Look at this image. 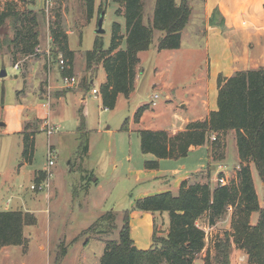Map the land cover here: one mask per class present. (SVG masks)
<instances>
[{
    "label": "rangeland",
    "instance_id": "rangeland-1",
    "mask_svg": "<svg viewBox=\"0 0 264 264\" xmlns=\"http://www.w3.org/2000/svg\"><path fill=\"white\" fill-rule=\"evenodd\" d=\"M145 1L146 19H149L153 16L156 0ZM189 3L193 8L192 18L185 28L187 35L182 46L173 55L175 63L171 71L161 69L169 54L167 50L158 51L157 40L162 32L156 31L151 47L139 52L136 91L129 98L120 95L116 106L106 109L101 91L91 93L92 87L100 88L106 82V68L101 64L95 71L88 70L86 53L93 48L98 35L102 36L105 49L110 47L114 23H125V17L118 12L119 3L115 0H97L93 15L89 18L85 0H0L1 18L12 9L15 13L19 12L17 15L11 12L0 23V73L4 68L8 72L6 76H0V124H4L0 125V208L11 196L13 200L23 199L17 207L34 210L37 216L30 212L36 221L24 226L25 244L17 248L11 245L4 248L6 254L0 255V264H102L105 240L120 238L125 211L132 209L130 205L135 203L140 190L153 187L151 184L154 183H139L130 172L140 165L143 154L137 131L150 123L153 116L149 115L139 126L135 113L140 107L159 111L172 106L180 111L181 103L189 98L186 89L193 82L195 85L197 76H203L202 73L207 70L205 41L198 43V47H192L188 42L194 35L199 40L203 39L207 0H189ZM35 14L37 21L32 18ZM101 17L104 32L98 34ZM16 28L20 30L18 33ZM54 29L62 36H68V48L74 54L72 75L77 76L79 81L75 87H64L61 80L67 70L60 69L58 55L63 51L53 35ZM34 31L38 33L37 38ZM59 39L62 41L63 37ZM89 80L92 82L90 88H84L82 82ZM156 93L160 94V98L157 105H153L152 97ZM165 93L169 99L165 98ZM82 106L87 125V150L83 147V133L78 130ZM172 115L169 112L160 118L165 122ZM180 115L197 118L200 113L189 110L180 112ZM46 118L59 126L50 135L43 127ZM126 119L133 122L135 132L122 129ZM170 125L165 122L159 126ZM26 131L35 132L31 161L25 157ZM212 134L221 142L214 149L215 160L230 149L227 164L220 167L223 173L217 175L213 184L220 183L221 174L226 184H238L241 165H236L234 139L237 133ZM208 142L213 145L214 140L209 137ZM49 146L55 152L52 166L48 161ZM129 155H132V160H128ZM250 166L260 206L264 207V182L255 163L250 162ZM199 173L207 180L209 171ZM35 184L40 186L33 189L32 185ZM154 190L151 193L157 192ZM172 190L176 192L178 189ZM9 204L10 207L14 205ZM111 210L115 215L114 228L112 222H105L102 233H85L104 213ZM147 212H141L134 218L131 216L130 219V225H134L132 238L141 249L152 246L154 224H157L161 236H166L170 227L169 213L165 221V217ZM234 212L233 207L225 221L205 229L207 244L194 264H206L209 254L211 261L215 262L216 245L226 237V233L232 236L230 256L236 247L240 248L234 242ZM259 215L257 211L252 212L251 225L258 223ZM211 249H214L212 253ZM242 251L246 254V261L233 258L231 264H252L246 250Z\"/></svg>",
    "mask_w": 264,
    "mask_h": 264
},
{
    "label": "trees",
    "instance_id": "trees-1",
    "mask_svg": "<svg viewBox=\"0 0 264 264\" xmlns=\"http://www.w3.org/2000/svg\"><path fill=\"white\" fill-rule=\"evenodd\" d=\"M115 1L120 5L118 12L123 13L126 19L125 28L115 22L110 47L105 49L102 36L98 35L93 48L86 53L88 70L95 71L101 64L106 68L107 80L100 86L106 109L116 106L119 95L129 98L134 91L140 62L139 52L151 47L155 32L160 31L163 34L158 42L159 50L178 49L182 43V33L191 21L193 13L189 0H156L153 16L146 19L145 0ZM85 2L88 16L91 18L96 0ZM103 4L100 7L101 13ZM11 12L13 15L19 14L15 13L14 9ZM11 12L4 13L2 18L0 17V23H3ZM214 13L219 16V8H215ZM215 15L212 23L219 22V17ZM32 18L37 21L36 14ZM19 31L17 29L16 33ZM53 35L70 66L65 73L72 74L74 54L68 48V36H62L56 29L53 30ZM34 36L38 37L35 31ZM60 37H63L62 41ZM124 39L126 47L122 48ZM33 48L34 46L32 50ZM91 83L89 80L82 82V85L89 89ZM146 108L140 107L135 113L137 122ZM79 112L81 122L78 130L83 133V147L87 150V125L83 106ZM128 121L126 119L122 129L128 128ZM232 129L237 133L242 160L238 172L239 183L215 185L211 180L210 171L204 181L200 173H195L191 179L182 181L176 192L165 190L137 198L133 209L154 214L169 213L168 234L159 235L157 224H154L152 246L148 249L138 248L131 236L132 209H127L120 238L105 240L102 264H194L207 244L206 230L198 224V220L206 217L208 224L214 226L227 219L229 207L235 208L234 242L246 250L250 263L264 264V207L260 206L250 166V162L255 163L264 182V67L239 70L231 76L221 74L218 78L217 109L212 110L207 118L192 121L184 130L176 133L167 130H141V149L143 153H152L158 159H179L187 156L192 147L205 144L212 133L221 134ZM25 137V157L31 161L35 132L26 131ZM220 143L219 138L214 140V149L218 148ZM145 167L158 168L159 160H147ZM254 211L259 212V220L256 225H251L250 216ZM114 217L112 210L104 213L85 233H102L105 222H112L114 228ZM34 221L36 219L28 211L0 209V247L25 244L24 226L34 224ZM231 237V234L226 233V237L216 245L215 262L211 261L209 254L206 264H231Z\"/></svg>",
    "mask_w": 264,
    "mask_h": 264
},
{
    "label": "crops",
    "instance_id": "crops-1",
    "mask_svg": "<svg viewBox=\"0 0 264 264\" xmlns=\"http://www.w3.org/2000/svg\"><path fill=\"white\" fill-rule=\"evenodd\" d=\"M215 8H219L220 10L219 22L216 21V23H212L210 20L213 17ZM121 15L124 16L123 13H121ZM206 21L207 22L205 26V34L203 36V39L199 40V37L194 35V38L187 37V39L189 38V41L188 40L187 41L191 44L192 47L194 46L198 47L197 45L198 43L205 41L207 56H208L207 70L202 73L203 76H199V77L197 76V78L195 79V81L197 80L196 81L197 83L195 85L193 82L191 83L192 85L186 89L187 93H189L188 94L189 98L185 99L186 102L181 103L180 111H178L174 107L172 108V106L169 107L167 106L165 110L163 108L160 109L159 111L149 110L148 108H146L142 114L141 119L138 122V125L141 126L143 121H145L147 117H150L149 115L151 114L153 115L151 116L152 120L143 128L142 127L139 128V130L137 131L138 136H140V131L143 129L167 130L176 133L177 131L184 130L187 127V125L192 121L202 120L204 118H207L212 110L217 109L218 78L221 74L224 76H231L236 71L239 70L258 68L261 66L264 67V0H207ZM120 24L122 25V27L125 28L126 19H125V23H120ZM186 31H187L186 29L183 31L182 42L187 35ZM191 36L193 37V35ZM159 39L157 40L158 42ZM125 43L126 40L124 39L123 44L121 45L122 48L126 47ZM178 49L167 50V55L168 54L169 55L165 59L166 63L163 67H161V69L164 68L165 71L168 72L171 71L175 63V58L173 57V55L175 52H177ZM158 51L160 52L159 49ZM140 53H139V57H140ZM137 76H139L138 73ZM136 81L138 82V79ZM163 81L166 82V80ZM165 85L167 84L165 83ZM204 89L206 90V93L204 92ZM133 93L134 91L131 93V95ZM207 93L208 96H206ZM165 98L169 99V95L167 93H165ZM189 110L195 113L197 112L200 113V116L197 118H191V117H183L180 115V112L189 111ZM169 112H172L173 115L171 117L166 118L165 122L171 124L170 127L159 126L161 124H165V122H163L160 116ZM0 125H4V124H0ZM127 129L131 133L135 132L133 129V122L131 120L128 121ZM226 133L228 134L234 133L236 135V130L233 129L228 130ZM234 143L236 144V160H237L236 165L240 166L242 160L239 154L237 135L234 139ZM140 146H141V136H140ZM213 152H214L213 145L207 141L203 145L192 147L187 156L179 159H169V158L158 159L152 153L141 154L140 165L137 168L131 169L130 172L134 174V176L137 178V181H139V183L140 182L144 183L145 181H153L154 183L151 184L153 187H148V188L144 187L142 190H140L137 197L140 198L142 196H146L150 194L153 189H155L154 191L157 192L172 190L173 188L178 189L182 181L186 179H191L193 177V174L203 172L206 170L210 171L211 180L212 181H214V179L216 180V178H218L217 175L222 172L220 170V167H223L224 164H227L229 160L230 149L227 150V152L225 153L223 152L224 153V154L222 153L223 156H221L216 160L214 159ZM132 159H133L132 155H129L128 160H132ZM147 160H159V167L155 169L146 168L145 161ZM149 175L152 176H150L149 178ZM220 176L223 177L222 174ZM202 180L204 181V179ZM22 200L23 199L13 200L12 197L9 196L3 202L5 205L0 209L24 210L26 207L23 209L17 207L20 206L19 204L22 203ZM9 203L14 204L13 205L14 207L13 206L10 207ZM134 204L135 203H132L130 205L132 206L131 207L132 218H134L135 215L141 212H146V211L133 209ZM24 211L32 212L36 216V212L34 210H30L26 208ZM167 213L168 212H163V213L157 212L155 214L165 217V221H166ZM198 224L204 229L213 227L208 224L206 217L199 219ZM133 232H134V225L131 226V236ZM135 245L138 247L136 242ZM9 246L10 245L3 246L2 249H0V255L6 254L4 248ZM11 246L14 247L16 246L17 248L19 245H11ZM236 248L231 256V259L233 260L234 258V260L236 259V261L238 259L246 261L247 259L246 254L242 251V249L240 248L236 249ZM212 250L214 249L210 250L211 253ZM232 264L235 263L233 262Z\"/></svg>",
    "mask_w": 264,
    "mask_h": 264
},
{
    "label": "built area",
    "instance_id": "built-area-1",
    "mask_svg": "<svg viewBox=\"0 0 264 264\" xmlns=\"http://www.w3.org/2000/svg\"><path fill=\"white\" fill-rule=\"evenodd\" d=\"M58 59H59V62H60V69L63 70V71H66L67 69L70 68V66L68 65L67 63V59L65 58V55L63 52H60L59 55H58ZM62 79V82H63V85L64 87H75L79 84V81H78V78L77 76L75 75H72V74H65L64 76L61 77ZM100 92L99 88L98 87H93L91 89V93L92 94H98ZM160 98V94L159 93H156L152 99H153V105H157V100ZM44 130L47 132L48 135L52 134L53 132L57 131L59 126L58 124L56 123H53L50 118H46L45 121H44ZM210 138H212L213 140H216L217 137L215 134H211ZM54 155H55V152L54 150L51 149V147L49 146V150H48V161H49V166H52L54 164ZM220 183L221 184H226V180L224 177H220ZM42 185V183L40 184ZM39 185V186H40ZM38 185H32V188L33 189H37V187H39ZM232 207H229V210H231Z\"/></svg>",
    "mask_w": 264,
    "mask_h": 264
},
{
    "label": "water",
    "instance_id": "water-1",
    "mask_svg": "<svg viewBox=\"0 0 264 264\" xmlns=\"http://www.w3.org/2000/svg\"><path fill=\"white\" fill-rule=\"evenodd\" d=\"M102 16V15H101ZM104 32V30H103V18L101 17L100 19H99V22H98V29H97V33L98 34H101V33H103ZM8 74V72H7V70H6V68H4V69H2V71H1V73H0V76H6Z\"/></svg>",
    "mask_w": 264,
    "mask_h": 264
}]
</instances>
